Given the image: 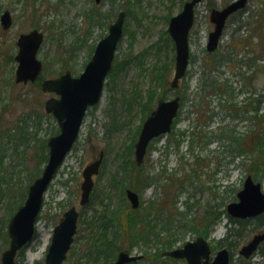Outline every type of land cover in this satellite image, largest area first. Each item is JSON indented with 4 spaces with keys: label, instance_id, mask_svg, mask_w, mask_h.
Segmentation results:
<instances>
[{
    "label": "rangeland",
    "instance_id": "374dc122",
    "mask_svg": "<svg viewBox=\"0 0 264 264\" xmlns=\"http://www.w3.org/2000/svg\"><path fill=\"white\" fill-rule=\"evenodd\" d=\"M186 1L0 0V264L9 246L5 234L10 218L41 175L47 142L59 131L57 120L45 111L52 95L42 91L41 81L66 71L75 77L82 74L122 11L124 33L103 97L86 113L77 142L45 194L36 237L19 254L18 264H46L54 229L73 206L80 212L78 231L63 264L114 263L116 257L110 263L108 254L99 253L106 243L97 221L113 219L112 231L114 220L128 227L132 207L126 189H132V183L123 179L125 163L135 161V144L151 111L159 101L176 96L181 108L173 131L151 143L138 178L139 187L141 181L150 182L137 190V215H148L150 229L135 225V219L131 231L140 229L144 239L136 240L129 232L116 243L119 251L143 255L132 264H187L163 254L199 236L210 243L212 256L223 247L219 241L227 230V206L238 201L247 176L264 189V0H248L246 8L229 19L214 53L226 61L217 65L206 49L214 30L210 14L234 0H203L195 9L189 68L174 90L176 51L168 28ZM6 10L13 19L7 30L1 24ZM33 29L45 35L39 51L42 77L18 84L17 40ZM254 88L258 112L249 105ZM101 152L103 163L90 202L81 207L82 173ZM191 220L198 230L190 227ZM248 221L242 238L233 243L231 264H264L259 251L249 259L238 256L242 245L264 232V225L253 229L255 218ZM171 226L176 227L172 234L165 230Z\"/></svg>",
    "mask_w": 264,
    "mask_h": 264
},
{
    "label": "water",
    "instance_id": "95a60500",
    "mask_svg": "<svg viewBox=\"0 0 264 264\" xmlns=\"http://www.w3.org/2000/svg\"><path fill=\"white\" fill-rule=\"evenodd\" d=\"M97 3L100 0H96ZM203 0H189L183 9L173 16L168 32L175 43L176 65L172 88H178L180 80L185 76L190 60L189 35L194 24L195 8ZM248 0H235L223 9H214L210 20L214 31L209 34L207 50L215 52L221 41L228 18L235 12L246 7ZM125 12H120L118 19L110 26L109 34L97 45L94 54L83 73L79 77L72 76L70 71L57 78L42 82V90L56 96L45 102V110L57 120L60 132L48 140V161L40 177L29 187L24 204L11 218L8 225L10 238L9 247L2 253L1 264H16L18 252L30 244L36 232V222L43 207L45 193L53 181L57 171L64 163L68 153L76 143L79 133L90 107L97 105L104 93L105 80L112 70L115 53L119 41L123 37ZM11 13L6 10L1 16V24L5 30L12 25ZM44 42V34L38 29L22 33L18 40V62L16 83L28 84L35 82L43 71V62L38 54ZM180 97L160 101L142 125L138 141L135 144V159L138 166L145 160L151 142L172 131L173 123L180 110ZM104 154L86 166L83 171L84 181L81 184L80 205L89 203L94 188L93 176L97 175L103 162ZM132 208L140 206V197L132 189L126 190ZM228 213L234 218H254L264 213V191L259 182L249 175L243 189L238 193V201L227 207ZM79 211L76 207L67 210L60 223L55 227L52 243L49 247L46 263L62 264L77 233ZM264 241V233H258L239 251L245 258H250ZM175 259H186L187 264H230L231 252L222 248L211 260V248L208 241L200 236L195 241L187 242L183 247L164 253ZM142 255H131L128 251H120L113 264H131L142 259Z\"/></svg>",
    "mask_w": 264,
    "mask_h": 264
},
{
    "label": "trees",
    "instance_id": "16d2710c",
    "mask_svg": "<svg viewBox=\"0 0 264 264\" xmlns=\"http://www.w3.org/2000/svg\"><path fill=\"white\" fill-rule=\"evenodd\" d=\"M212 55H213V59L211 60V63L213 62L215 65H217L219 63H223L226 61V59H224V55H222L220 58L218 57L217 54H212ZM247 94H249V92H247ZM251 94H252V96H251L252 98L250 100L249 105L251 107L254 106L253 110L258 112L257 107L260 103L259 102L260 100H259L258 96L255 98V96L257 95L255 88L251 91ZM132 149L133 148H130L131 152H132ZM47 157H48V154L45 152V154L41 158V162L47 160ZM142 166L138 167L137 164L135 163V161H133V160H131L128 163H125L124 178L123 179H124V181H127V182H129V180H130V183H132V185H131L132 189H135L136 191L137 190L139 191L140 189H142L144 187L150 186V182L145 180L144 182L141 181V185L139 187V179L138 178H139V175L142 174V172H143ZM131 174H135V175L129 178V176ZM137 213L140 214V210L138 211V209L137 210L132 209L129 212L128 217L126 218L127 221L129 222L128 227H124L122 225V223L120 222V220H114L117 223L114 231H112L113 227H114L113 219L109 220L107 217V221H104L103 218H101L100 221H97L100 224V230H101L100 239L106 243L104 245H101L104 247L102 249H99V253L108 254L111 257L110 263L117 256V252L119 251L120 246L116 243L117 237L119 235L123 238V234H125V233L129 234V232H131L130 236L131 237L136 236L135 237L136 240L142 239L144 237L143 236L144 233L140 229H139V231L138 230H136V231L133 230L134 232L131 231L132 227L134 226L133 222L135 219H137L135 225L137 224L140 227L145 228V230L150 229L151 225L148 222V218H147L148 215L145 213V215L143 217L138 218ZM182 215H183V213H182ZM109 218H112V217L109 216ZM115 219H118V217H116ZM229 220H230V227L227 229V232H226L224 238H222L220 240L221 245H224L223 243H225V241H228L231 238H233V240H232L233 243L236 242V239L238 237L242 238V236L244 234L243 229L245 227V224H248V222H249L248 220L244 221V220H238V219H232V218H229ZM111 224H113V226H110ZM187 224H188V222H187ZM189 224H190L191 228H193L194 230H198L195 228V225L198 224L197 222H194L193 220H191V223H189ZM263 225H264V214L256 219V221L254 222V225H253V229L255 230L257 228H260ZM174 228L176 229V227L171 226V228L169 227V228H166L165 230L169 231L172 234V231H174ZM146 234H147V232L145 233V236H146ZM5 238H6L5 240H8L7 234H5ZM233 243L230 242L229 244H226L224 246H227L228 248L232 249L233 246L236 245ZM260 253L264 257V243L260 249ZM21 254H23V252Z\"/></svg>",
    "mask_w": 264,
    "mask_h": 264
},
{
    "label": "flooded vegetation",
    "instance_id": "af4514ba",
    "mask_svg": "<svg viewBox=\"0 0 264 264\" xmlns=\"http://www.w3.org/2000/svg\"><path fill=\"white\" fill-rule=\"evenodd\" d=\"M232 240H233V238L229 239L228 241H225V243H223V244L226 245V244H229L230 242L233 243ZM262 246H263V245H262ZM229 249H230V248H229ZM230 250L232 251V249H230Z\"/></svg>",
    "mask_w": 264,
    "mask_h": 264
}]
</instances>
